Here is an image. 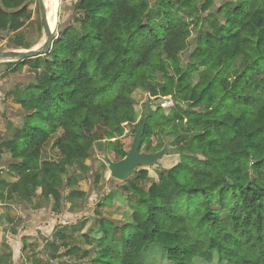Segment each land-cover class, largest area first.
<instances>
[{
	"label": "trees",
	"instance_id": "1",
	"mask_svg": "<svg viewBox=\"0 0 264 264\" xmlns=\"http://www.w3.org/2000/svg\"><path fill=\"white\" fill-rule=\"evenodd\" d=\"M31 2L0 0V45L30 19ZM192 18H199L193 42ZM9 45L24 43L17 37ZM239 58L246 66L229 82ZM15 65L27 66L31 77L21 93H10L22 118L0 142V161L9 153L7 172L15 177L0 179L1 204L51 202L59 214L63 191L90 172L95 151L112 162L127 155L120 139L136 121L132 96L141 90L174 103L167 112L151 109L140 153L161 151L170 136L178 162L147 190L132 186L125 221L98 219L100 238L84 237L97 243L92 264L210 263L213 254L223 264H264V0H75L48 53ZM147 176L139 171L140 181ZM83 196L72 190L67 198ZM66 239L63 230L54 234L45 245L49 258ZM29 263L43 264L35 257Z\"/></svg>",
	"mask_w": 264,
	"mask_h": 264
},
{
	"label": "rangeland",
	"instance_id": "2",
	"mask_svg": "<svg viewBox=\"0 0 264 264\" xmlns=\"http://www.w3.org/2000/svg\"><path fill=\"white\" fill-rule=\"evenodd\" d=\"M46 7L49 2H53V18L54 25L51 31L55 34L56 38L59 37L60 28L63 24L69 21L72 16V6L75 0H44ZM217 4L216 6H218ZM28 12L30 13V19L25 22L24 26L14 33H8L5 35L4 42L0 45V52H8L11 48L9 41L20 38L24 43L21 51H27L30 49H40L45 40L46 33L41 25V13L39 8L38 0H32L27 6ZM55 9V10H54ZM48 11L46 9V17ZM199 18H192L188 21L191 24V39L193 42L197 37L198 27L194 29L195 24ZM49 23V20H48ZM50 26V25H49ZM193 45H189L188 51L180 56V65L185 67L187 53L192 49ZM49 50V49H48ZM19 61L12 59L0 58V142L9 138L13 135L15 129L19 127L21 123L22 110L16 104V98L10 95L15 89L21 93L25 89V82L27 77L30 75L27 71V66H19L15 68V64ZM246 63L243 59L239 58L235 61L233 67L227 74V80L233 82L235 78L240 75L244 70ZM25 77V78H24ZM261 76L253 78L256 82ZM252 80L246 78L245 85L249 86L252 90ZM133 99L136 102L135 109L137 111V118L135 123L131 125H125V133L121 137L120 141L123 143L126 151L128 152L132 143L131 132L138 129L141 120L147 115L148 108L154 109L155 106L162 107L165 112L173 105L171 97L154 99L150 98L148 94L141 90H137L133 94ZM258 94L253 93V106L258 109L261 106V101L257 98ZM235 99V97H233ZM173 140L172 137L166 138V153L158 160L155 165L147 167L136 168V173L130 176L125 181H117L110 177L109 170L102 162L103 157L95 151L94 155L91 156L90 160L86 164L90 168V172L78 180L77 183L72 187H66L63 191L64 202L63 211L56 216L53 214L48 218L49 222L55 221L57 230L65 231L69 239H66L65 246L60 248L59 253L50 257V253L44 249L43 241L40 242V235L38 234L36 239L30 244H27L23 250L22 238L27 241L25 235L30 233L32 229L36 233L35 226H32L31 221L34 218L40 220L44 219V211L39 210L38 214H32L31 209L37 205V201L34 200L32 203L25 202H11L7 205L0 203V211L6 216L12 219V223H4L1 220L0 224V264H7V248L9 245L11 248H16L21 253L18 264H30L29 259L35 257L43 262V264H58L59 262H72L75 263L79 260L78 264H92V259L95 256V252L98 251L97 243L93 242L92 245H87L85 238L98 240L99 234H96L97 221L100 217L110 220L112 222L120 223L125 221L130 214L129 205L127 198L134 200L132 186L141 187L143 190H147L148 187L157 181V175L160 170L169 169L178 162V155L173 153L169 143ZM145 153V152H142ZM11 163L9 153L2 154V160L0 161V179L7 181L13 180V175L7 172L8 165ZM146 170L148 178L145 181H140L138 178L139 171ZM70 175L72 172L69 173ZM95 177H98L97 182ZM72 190H79L84 193L82 199H70L68 200L67 195ZM119 192L122 196L117 194ZM107 195L111 196L110 200H103ZM124 196V197H123ZM127 196V198H126ZM100 204H102L100 206ZM128 212V214H126ZM125 213V214H124ZM26 220V221H24ZM29 222V223H27ZM76 226V227H75ZM73 227V231L71 230ZM31 228V229H30ZM92 229H94L92 231ZM13 233V234H12ZM15 233V234H14ZM33 233V235L35 234ZM14 236V237H13ZM120 238L119 233L113 236V240L116 243ZM40 242V243H39ZM28 243V241H27ZM72 247H76L78 250L74 254L67 255L65 252ZM13 250V249H12ZM14 249V251H16ZM46 252H45V251ZM45 252V253H43ZM83 252L88 253V257L85 259H79ZM17 255V253H16ZM17 257V256H16ZM49 258V259H48ZM193 264H223L217 260V256L213 254L212 262L207 263L201 260H194Z\"/></svg>",
	"mask_w": 264,
	"mask_h": 264
},
{
	"label": "water",
	"instance_id": "3",
	"mask_svg": "<svg viewBox=\"0 0 264 264\" xmlns=\"http://www.w3.org/2000/svg\"><path fill=\"white\" fill-rule=\"evenodd\" d=\"M38 3L41 13V25L46 33V37L42 44V47L37 50L30 49L27 51L10 49L8 52L5 53L0 52V58L12 59L15 61L22 62L25 60H32L38 57L45 56L51 49L54 41L57 38L55 34L51 31L50 26L48 24L44 0H38ZM150 114L151 109L148 108L147 115L141 120L138 129L134 130V137L131 143L130 150L127 152V155L122 160L118 162H112L107 157H104L102 159V162L105 166H107L110 173V177L112 179L123 182L136 173V168L155 165L158 163V160L166 153L165 148L155 154L140 153L139 151L141 137L144 133L146 121Z\"/></svg>",
	"mask_w": 264,
	"mask_h": 264
},
{
	"label": "crops",
	"instance_id": "4",
	"mask_svg": "<svg viewBox=\"0 0 264 264\" xmlns=\"http://www.w3.org/2000/svg\"><path fill=\"white\" fill-rule=\"evenodd\" d=\"M31 77V74L27 77V79H29ZM25 78V77H24ZM13 175V174H12ZM15 180V177H14V175H13V180H11L10 182H12V181H14ZM71 201V200H70ZM51 209H52V203L51 202H48L47 204H45V205H42V206H39V207H33L32 209H31V212H32V214H38V212H39V210H43L44 211V216H46L44 219H41L40 218V220L36 217V218H34L32 221H31V225L32 226H35V230H36V233L35 232H33L32 231V229L30 230V233L29 234H27V235H25V237L27 238V241H28V243H27V241H26V245L27 244H30L31 243V241L33 242L34 240H35V238L36 239H39V237H40V242L41 241H43V243H44V249H45V245L48 243V242H50V241H52V239H53V236H54V234L56 233V232H58V230H57V228L56 229H54L55 228V226H57V223L55 222V221H53V222H49V220H48V218H50V215L52 216L53 215V213L51 212ZM63 211V210H62ZM62 211L60 212V213H62ZM59 213V214H60ZM58 214V215H59ZM56 216V215H55ZM6 217V215L5 214H3L2 215V213H1V211H0V224H1V220L2 221H4V223H6L5 222V220H4V218ZM51 219V218H50ZM24 221H26V220H24ZM27 223H29V222H27ZM33 233H35L34 235H33ZM15 234V233H14ZM38 234L40 235L39 237H37L38 236ZM14 237V236H13ZM39 242V243H40ZM6 248L8 249L7 250V256H9V254H10V258L8 257L7 259H8V261H6L7 262V264H18V262H19V259H20V255H21V253L19 252V251H17L16 250V248H15V246H14V248H11L9 245H6ZM13 249V250H12ZM14 249L16 250V251H14ZM21 250H23V248L21 247ZM45 251V250H44ZM16 253H17V255H16ZM43 253H45V252H43ZM59 253V252H58ZM17 256V257H16Z\"/></svg>",
	"mask_w": 264,
	"mask_h": 264
},
{
	"label": "bare ground",
	"instance_id": "5",
	"mask_svg": "<svg viewBox=\"0 0 264 264\" xmlns=\"http://www.w3.org/2000/svg\"><path fill=\"white\" fill-rule=\"evenodd\" d=\"M55 1V0H54ZM53 2H49V4L47 5L46 7V3L44 1V5H45V8L47 9L48 11V16H47V20H49V25H50V28L52 29L53 25H54V18H53V15L54 13L52 12L53 11V4H51ZM55 10V9H54Z\"/></svg>",
	"mask_w": 264,
	"mask_h": 264
}]
</instances>
